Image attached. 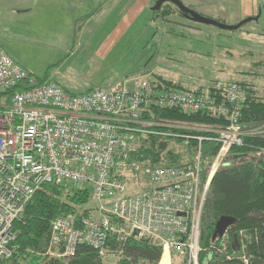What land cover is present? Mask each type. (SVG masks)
<instances>
[{"label": "built area", "instance_id": "2783aa9c", "mask_svg": "<svg viewBox=\"0 0 264 264\" xmlns=\"http://www.w3.org/2000/svg\"><path fill=\"white\" fill-rule=\"evenodd\" d=\"M30 71L0 47V261L12 255L14 223L27 203L44 185L88 188L95 213L57 216L51 222L48 253L74 257L81 245L104 251L115 238L148 235L163 254L179 253L187 264H200L201 230L211 181L233 146L248 135L241 123L247 90L236 81L214 82L201 89L166 87L155 78L136 76L124 81L75 93L55 81L32 83ZM30 79V83H29ZM148 108L203 112L226 118L224 128L206 129L175 122L155 123L143 118ZM201 130L214 136L198 135L195 160L182 166L146 165L134 155L147 134L192 138ZM216 140L220 148L211 165L204 163V141ZM137 192H129L128 177ZM233 226V225H232ZM230 226L211 248L225 252L227 259L243 264H264V255L250 251L259 246V236ZM221 241L222 246L217 242ZM235 241L238 245H235ZM47 253V254H48ZM163 258V257H162ZM160 264H163L161 259Z\"/></svg>", "mask_w": 264, "mask_h": 264}, {"label": "trees", "instance_id": "16d2710c", "mask_svg": "<svg viewBox=\"0 0 264 264\" xmlns=\"http://www.w3.org/2000/svg\"><path fill=\"white\" fill-rule=\"evenodd\" d=\"M171 5L175 6L180 15L189 18L177 5L166 2L160 8L151 11V19L146 20V17L144 18L142 22L143 24L145 22V27L148 26V22L159 21L160 23L161 18L170 14ZM186 6L194 10L193 7ZM141 20L138 23L142 24ZM248 22L250 21L245 22L242 26ZM169 30L173 31L174 29ZM32 78L31 75L30 79L32 80ZM154 78L166 87L189 90L181 81L168 79L159 74ZM41 80L37 83L43 82ZM236 82H240L247 90V101L241 116L242 125L248 130L264 126V99L255 91L250 82ZM143 118L155 123L175 122L206 129L224 128L228 125L226 118L211 117L207 113L187 114L179 110L160 108H148L145 110ZM152 129L167 132L172 130L179 133L189 132L194 136L187 139L147 134L143 138L141 148L134 155L136 161L146 165L182 166L192 163L199 146V141L195 136L211 135L216 137L213 132L209 133L198 129H169L157 125L152 126ZM203 145L205 147L203 161L211 165L219 151L220 144L213 140L211 142L204 141ZM137 177L141 176L133 174L128 177L131 186ZM92 202L91 192L88 188L77 189L73 185L42 186L27 203L20 218L15 221L14 232L16 237L11 244L12 255L1 260L0 264H103L99 251L88 245H81L76 255L70 258L68 262L48 259L43 255L48 244L52 220L68 213H75L79 218L91 216L93 212H90V209L88 210L86 207L83 211H79V208L89 206ZM222 216L235 218V224L230 229V237H232L233 232L239 230H245L252 233L253 236L257 234L259 246L251 245L250 251L258 252L260 250L264 255V133L245 136L242 145L233 146L211 181L201 230L200 264H243L237 259H227L226 255L232 253L230 243L225 246L224 253H218L211 248L216 223ZM221 243V241L217 242L218 246H222ZM108 244L110 248H118L117 250L121 251V259L117 264H160L163 254L158 242L148 235L141 237L132 235L123 243L112 238ZM174 254L172 253L173 257ZM180 256L182 258L181 264H187L185 256ZM172 264H175L174 259Z\"/></svg>", "mask_w": 264, "mask_h": 264}, {"label": "rangeland", "instance_id": "374dc122", "mask_svg": "<svg viewBox=\"0 0 264 264\" xmlns=\"http://www.w3.org/2000/svg\"><path fill=\"white\" fill-rule=\"evenodd\" d=\"M181 1L187 3L186 0H184L185 2ZM17 3L18 0H0L1 29V24H5L11 30V23L15 18L11 10ZM154 4V0L148 3L146 9L141 12L138 21L142 19V22L145 17L146 20L151 19ZM260 6L262 15L258 21H250L235 30H225L213 25L197 23L180 15L174 5H171L170 14L161 18L160 23L159 21L148 22L146 32L139 28L140 22L134 21L131 24L132 31L119 44L123 45L121 57L110 62L112 63L111 67L101 73V78L110 77L109 80L113 78L112 81L115 82L136 76L154 78L159 74L175 81L181 80L188 87H190L189 84L197 86L193 87L194 89L212 86L214 82L247 81L264 99V0ZM227 7L229 9L225 10V14L230 12L229 4ZM220 8L224 10V8ZM36 11L38 12L40 9H36ZM215 18L228 25H234L231 18H228L227 21L223 20L224 18ZM8 21L11 22L9 25ZM113 23H116V19L106 22L104 26L111 28ZM49 24H52L51 27H53L55 23L51 21ZM141 25L143 28V22ZM15 26L16 24L12 26V29H15ZM169 29L174 30L170 31ZM7 44L10 43L7 41ZM17 44L18 46L12 48V52L18 59L16 61L28 64L27 66L34 73L32 83L46 78L49 71L53 72L55 64L49 62L43 48L30 43L33 47L32 50L28 48L27 44ZM0 47L3 48L1 45ZM95 88L98 87L95 86ZM261 129H264V126H261ZM132 185L129 183V192H137L138 186L135 183ZM76 187L84 189L80 186ZM95 205V202H92L89 206L79 208V211H83L87 207L94 214ZM117 249L110 248L108 244L102 253L99 251L103 264L118 263L121 259V251ZM44 252V257L48 259H57L61 262L69 260L49 255L47 247ZM181 260V256L175 253L174 263L181 264Z\"/></svg>", "mask_w": 264, "mask_h": 264}, {"label": "crops", "instance_id": "0c3cea01", "mask_svg": "<svg viewBox=\"0 0 264 264\" xmlns=\"http://www.w3.org/2000/svg\"><path fill=\"white\" fill-rule=\"evenodd\" d=\"M150 1L18 0L11 10L15 15L14 21L12 23L8 21V25L11 23L12 31L5 24H1L0 45L15 61L18 59L13 54L12 48L18 46L17 43L27 44L32 50L30 43L43 48V52L49 62L55 64V68L41 81H55L71 92H86L94 89L95 86L103 87L118 83L125 79L114 82L113 78L109 80L110 77L101 78V73L111 67L110 62L121 57L123 45L119 44L126 35L130 34L133 28L131 24L137 21ZM186 1L188 4L185 1L184 4L205 16L224 18L225 21L231 18L234 24L248 18H252L250 21H258L262 15L260 6L262 0ZM227 4L231 8L230 12L225 14V10L229 9ZM36 9L40 11L37 12ZM112 19H116V23H113L111 28H106L104 24ZM51 21L55 23L53 27L49 24ZM14 24H16L15 29H12ZM140 26L141 24L139 28L146 32L145 22L143 28ZM18 63L28 69L31 75L34 74L28 64L20 61ZM182 84L189 89L197 87L191 84L188 87L184 82ZM162 257L163 261L164 255ZM168 257L169 261H163V264H172L173 255Z\"/></svg>", "mask_w": 264, "mask_h": 264}, {"label": "water", "instance_id": "95a60500", "mask_svg": "<svg viewBox=\"0 0 264 264\" xmlns=\"http://www.w3.org/2000/svg\"><path fill=\"white\" fill-rule=\"evenodd\" d=\"M170 2L175 5H177L185 14V16L189 17L190 19L197 21L202 24H208L213 25L225 30H235L240 28L245 22L252 20V18L245 19L237 24L234 25H228L226 23L220 22L214 18L205 16L203 14H200L196 10H192L186 6L181 0H157L156 4L153 6V10H156L160 8L164 3ZM235 224V218L231 216H222L216 223L215 232L213 235V240H215L217 237H222L226 230ZM140 234V231L138 229H135L134 235L138 236ZM235 245H238V242L235 241Z\"/></svg>", "mask_w": 264, "mask_h": 264}, {"label": "bare ground", "instance_id": "6f19581e", "mask_svg": "<svg viewBox=\"0 0 264 264\" xmlns=\"http://www.w3.org/2000/svg\"><path fill=\"white\" fill-rule=\"evenodd\" d=\"M164 261H165V262H168V254H165V256H164Z\"/></svg>", "mask_w": 264, "mask_h": 264}]
</instances>
